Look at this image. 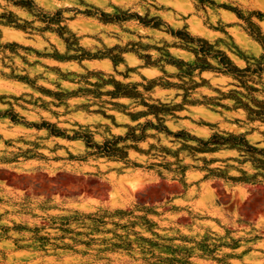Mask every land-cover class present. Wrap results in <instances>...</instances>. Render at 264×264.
<instances>
[{
  "label": "clouds",
  "instance_id": "obj_1",
  "mask_svg": "<svg viewBox=\"0 0 264 264\" xmlns=\"http://www.w3.org/2000/svg\"><path fill=\"white\" fill-rule=\"evenodd\" d=\"M0 264H264V0H0Z\"/></svg>",
  "mask_w": 264,
  "mask_h": 264
}]
</instances>
